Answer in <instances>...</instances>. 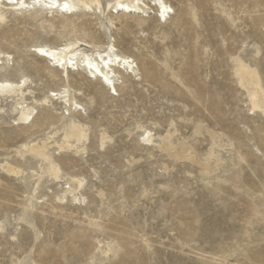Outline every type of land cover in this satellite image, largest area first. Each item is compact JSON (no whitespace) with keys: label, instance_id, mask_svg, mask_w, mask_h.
Masks as SVG:
<instances>
[{"label":"rangeland","instance_id":"374dc122","mask_svg":"<svg viewBox=\"0 0 264 264\" xmlns=\"http://www.w3.org/2000/svg\"><path fill=\"white\" fill-rule=\"evenodd\" d=\"M164 1L174 11L161 22L153 7L10 11L0 23V52L11 57L0 80L29 77L36 101L67 87L81 105L68 114L52 97L16 126L11 100L0 98V163L25 171L0 173V264H264V114L251 110L235 74L240 58L264 86V0ZM75 41L88 54L114 47L136 74L118 73L116 93L82 70L68 80L33 55L36 45ZM72 122L88 133L86 152L52 149L63 179L38 186L42 163L22 158V146L59 140ZM146 131L156 140L170 133L201 161L213 150L209 172L145 145ZM71 178L85 181V202L60 200Z\"/></svg>","mask_w":264,"mask_h":264},{"label":"bare ground","instance_id":"6f19581e","mask_svg":"<svg viewBox=\"0 0 264 264\" xmlns=\"http://www.w3.org/2000/svg\"><path fill=\"white\" fill-rule=\"evenodd\" d=\"M151 3L146 4V0H107L106 8H104L102 0H0V23L7 19V12L13 11L14 15H23L24 13L29 14V10H34L36 15L43 16L45 13H51L52 11L59 10L63 14L74 13L75 11H90L102 13L104 10L111 8L112 13L120 14H141L145 12V9H156L157 18L159 21H167L171 17V12L173 8L164 0H150ZM67 3L69 5L70 11L64 10L63 5ZM21 4L24 6L22 7ZM154 7V8H153ZM163 13V14H162ZM195 18V17H194ZM82 47L91 48L89 44L81 43L80 41H75L66 45H36L33 47V55L40 59L48 62L50 68H55L61 71L63 74L67 75L69 80L70 73H73L76 69L87 76L88 79L99 80L100 84L109 88L110 91L118 92L115 80L118 77V73L122 71L131 72L136 74V68H134V62L131 57L119 53L115 48L107 46L105 51H100V48H96V51L92 54L84 52ZM40 49H43L42 54ZM9 57L7 53L0 52V66H4L6 60ZM236 77L239 80V84L246 90L248 99L251 105V110L255 113L264 114V86L262 84L261 78L258 72L251 66L247 65L240 58L236 59ZM124 73V72H123ZM75 77V75H73ZM94 77V78H93ZM29 77H22L20 81L16 82L13 80H0V85H11V87H5L0 89V98L4 101L12 102V113L16 115L14 119L16 126H25L31 124L36 118V107L31 105L44 106L52 100V97H57L58 101L61 102L63 106L67 107L75 106L76 109L81 110V105L78 104L74 97L71 95V91L66 87L59 92L55 93L52 91L51 94L46 96L43 100L36 101L33 97L34 92L31 91ZM55 93V95H53ZM32 99L33 103H28V100ZM69 114V110L67 109ZM57 133L48 140L42 143L34 142L32 144L23 145L24 153L22 158H25L28 162L37 160L42 163V175H39L38 186L41 184L45 176L54 178L56 182L61 183L63 177L61 176L62 171L60 166L57 164L55 158L53 157L52 149L56 148L59 151H70L75 150L76 153L86 152L85 142L88 140V133L81 123L72 122L68 128L65 130L61 139L56 138ZM156 140V135L152 134L150 131H146L143 137V143L145 145H151L152 143H157L163 146L164 150L168 153L169 157L174 160H189L199 166H201L202 171L209 172L210 161L215 157V152L212 150L207 155L204 161H201L195 150L191 145L184 142L182 144V149L178 150L177 147L172 142V135L168 133L167 136H158ZM110 137L103 134L101 137V147H105L107 140ZM53 144V145H51ZM157 145V146H158ZM218 159V158H217ZM219 161V159H218ZM0 173L6 174L10 177H23L25 171L12 164L9 161H4L0 163ZM31 174H38L36 170L32 169ZM85 181L81 179L71 178L68 180L66 185L67 188L64 189L63 196L60 200H65L67 197H72L74 202H85L86 198L79 194L81 188H83ZM99 195H104L102 192ZM4 226L0 223V231L3 230ZM103 249V247L101 246ZM107 248V247H106ZM103 254L113 251L109 246L107 249L101 250Z\"/></svg>","mask_w":264,"mask_h":264},{"label":"snow or ice","instance_id":"6c2138e0","mask_svg":"<svg viewBox=\"0 0 264 264\" xmlns=\"http://www.w3.org/2000/svg\"><path fill=\"white\" fill-rule=\"evenodd\" d=\"M36 3H39V0H36ZM21 6L23 7L24 5L21 4ZM63 8H64V10H68V11L71 10V9L69 8V5H68L67 3H65V4L63 5ZM162 14H163V13H162ZM2 19H3V17H0V20H2ZM40 51L42 52V54H45V55L48 54V53H44L43 49H40ZM8 59L11 60V57H9ZM5 87H11V85H0V89H3V88H5ZM53 95H55V93H53ZM44 103H47V101L45 100Z\"/></svg>","mask_w":264,"mask_h":264}]
</instances>
